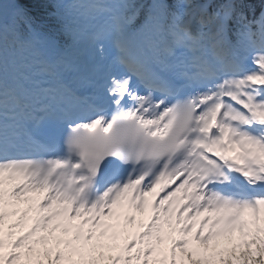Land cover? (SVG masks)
<instances>
[{"label":"snow or ice","instance_id":"obj_1","mask_svg":"<svg viewBox=\"0 0 264 264\" xmlns=\"http://www.w3.org/2000/svg\"><path fill=\"white\" fill-rule=\"evenodd\" d=\"M0 264H264V0H0Z\"/></svg>","mask_w":264,"mask_h":264}]
</instances>
